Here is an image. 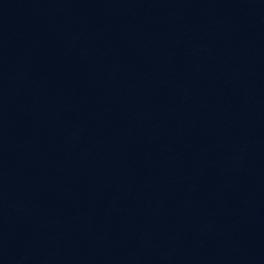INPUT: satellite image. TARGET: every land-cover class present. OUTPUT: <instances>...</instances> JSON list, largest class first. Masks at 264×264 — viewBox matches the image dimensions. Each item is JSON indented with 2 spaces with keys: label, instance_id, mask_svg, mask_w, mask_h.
<instances>
[{
  "label": "water",
  "instance_id": "obj_1",
  "mask_svg": "<svg viewBox=\"0 0 264 264\" xmlns=\"http://www.w3.org/2000/svg\"><path fill=\"white\" fill-rule=\"evenodd\" d=\"M0 264H264V0H0Z\"/></svg>",
  "mask_w": 264,
  "mask_h": 264
}]
</instances>
